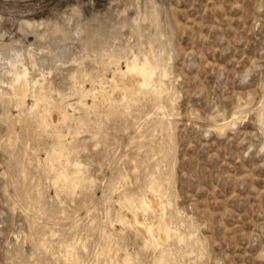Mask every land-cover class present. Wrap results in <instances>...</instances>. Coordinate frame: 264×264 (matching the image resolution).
Segmentation results:
<instances>
[{
	"label": "rangeland",
	"instance_id": "rangeland-1",
	"mask_svg": "<svg viewBox=\"0 0 264 264\" xmlns=\"http://www.w3.org/2000/svg\"><path fill=\"white\" fill-rule=\"evenodd\" d=\"M130 57L157 96L81 101ZM0 93V264H264V0H0Z\"/></svg>",
	"mask_w": 264,
	"mask_h": 264
},
{
	"label": "bare ground",
	"instance_id": "bare-ground-1",
	"mask_svg": "<svg viewBox=\"0 0 264 264\" xmlns=\"http://www.w3.org/2000/svg\"><path fill=\"white\" fill-rule=\"evenodd\" d=\"M115 59V58H114ZM110 60V58H109ZM126 63H125V68H122V67H116V69H114L111 77L108 79V83H110L111 85V89L113 91H118L119 94H120V100H117V99H114L111 95V93L103 86L100 85V87L96 88H92V89H89L87 91H82L81 93V101L82 100V96L85 95L86 93H89L92 97V105H102V106H107L108 104H115V103H123L122 100L126 99L128 96H129V93L132 92V93H138V92H141V90L143 88H150V90L156 94V96L158 95L160 89H159V84L161 83L158 78L155 77V75L158 73V66L152 61L150 60L149 58L147 57H144L143 59H137L135 57H130V58H127L126 59ZM115 61V60H114ZM113 61V62H114ZM117 61V59H116ZM117 64V63H116ZM161 70V69H160ZM100 72V71H99ZM161 75L165 76L166 75V72L165 71H160ZM159 73V74H160ZM159 76V75H158ZM73 77V76H72ZM108 77V76H107ZM160 77V76H159ZM13 79H14V84L16 85V87L23 93L25 94L26 91H27V88H28V85L30 83L29 79L27 78V68L22 65V68L18 69V68H15L13 70ZM162 79V78H161ZM76 81V79H75ZM163 81V80H162ZM33 82V85H34V89L36 88L37 90V87H35L36 83H38V79H35L32 81ZM77 82V81H76ZM90 82V81H89ZM95 82V81H94ZM94 82H91L94 83ZM101 82V81H100ZM40 84V83H39ZM44 84V83H43ZM43 84L41 85V87H43ZM102 84V83H101ZM94 85V84H93ZM161 85H164V84H160ZM83 87V86H82ZM30 89V88H29ZM33 89V88H32ZM44 89V88H43ZM167 89V88H166ZM16 90V89H14ZM31 90V89H30ZM164 90V88L162 89ZM80 91V90H79ZM117 92V93H118ZM151 92V93H152ZM35 93V92H34ZM39 95L40 96H44V91L42 90H39ZM142 93V92H141ZM1 94V93H0ZM15 94V93H14ZM17 94V93H16ZM15 94V95H16ZM79 95V94H78ZM151 95V94H149ZM170 95V94H169ZM38 97V96H37ZM132 97V96H131ZM167 97H170V96H167ZM155 98V97H154ZM119 99V98H118ZM159 99V98H158ZM173 99V98H172ZM170 99V100H172ZM46 100V99H45ZM157 100V98H156ZM160 100V99H159ZM158 100V101H159ZM169 100V99H168ZM126 101V100H125ZM155 101V99H154ZM37 102V101H35ZM171 102V101H170ZM49 103V102H48ZM84 103V102H83ZM161 103V102H160ZM160 103H158L160 105ZM47 104V102H46ZM56 104V103H54ZM124 104V103H123ZM169 104V103H168ZM36 105V104H35ZM44 106V105H43ZM87 106V104H86ZM101 106V108H103ZM164 106V104L162 105ZM33 107V106H32ZM88 107V106H87ZM155 107V105H154ZM58 108V107H56ZM156 108V107H155ZM159 108V106H158ZM173 108V107H172ZM60 109V108H58ZM46 107H45V111H46ZM156 110V109H155ZM160 110V109H159ZM170 110V109H169ZM172 110V109H171ZM59 111V110H58ZM104 111V110H103ZM113 111V110H112ZM158 111V110H157ZM165 110H163L164 112ZM41 112H42V108H41ZM61 114L64 115V112L62 109H60ZM106 112V111H104ZM160 112H162L160 110ZM158 113V112H156ZM165 113V112H164ZM38 114V113H37ZM43 114V113H42ZM71 115V114H70ZM159 115V114H157ZM51 116V115H50ZM65 116V115H64ZM39 117V116H38ZM158 117V116H157ZM156 117V118H157ZM74 119V118H73ZM160 119V117H159ZM168 120V119H167ZM158 121V120H157ZM45 122V121H44ZM53 122V123H52ZM51 123L54 124V121H52ZM46 123V122H45ZM60 123V122H59ZM168 123V122H167ZM44 127V126H43ZM169 127V126H168ZM55 134V133H54ZM62 135V134H61ZM55 137H58V142L56 143V145H54L55 147H53L52 149V153L50 155V160L52 163H54L55 159H57V157L59 156L61 150H62V146H63V143H62V140H60V137L62 138V136H60V133H57V136ZM8 139V138H7ZM55 143V142H54ZM53 145V144H52ZM52 148V147H51ZM49 151V150H48ZM47 151V152H48ZM169 152V151H168ZM50 153V152H49ZM48 154V153H47ZM66 154V153H65ZM163 157V156H161ZM49 159V158H48ZM162 159V158H161ZM160 160V159H159ZM57 161V160H56ZM55 161V163H56ZM59 162V161H58ZM58 164V163H57ZM64 164V163H63ZM63 166V165H61ZM50 167V165H49ZM59 167V166H58ZM57 167V168H58ZM61 168H59V170L57 171V174H56V180L57 181H62V182H67L68 186L69 187H75L76 185H79L81 183H83L84 181V177L81 175V173L79 172H76L72 175H68L64 170H60ZM63 169V168H62ZM65 169V168H64ZM51 170V169H50ZM55 170V169H54ZM57 170V169H56ZM159 178V177H158ZM153 181V179H152ZM152 188H154L155 190H157L158 192H160V188H161V185L159 183L158 180H154L151 185H150ZM161 194V193H160ZM159 194V195H160ZM158 195V194H157ZM160 197V196H159ZM124 198H125V203L127 204V207H133V206H137L139 208H141L143 210V212L147 211V210H150L151 208V205L149 203V201L147 200V198L144 196V195H139L138 197H133V196H127V195H124ZM136 201V203H134ZM155 202V201H154ZM161 203V202H158V204ZM125 207V206H124ZM158 209V208H157ZM131 210V209H130ZM142 210H140L142 212ZM140 212V213H141ZM148 212V211H147ZM161 212V211H160ZM164 212V211H163ZM132 213V212H131ZM134 214V213H133ZM143 214V213H142ZM164 215V213H163ZM134 216V215H133ZM147 216V215H146ZM165 216V215H164ZM162 218V216H161ZM140 219V218H139ZM165 219V218H163ZM161 219V220H163ZM135 220V219H134ZM149 222V221H148ZM139 223V222H138ZM147 223V222H146ZM142 224V223H140ZM144 224V222H143ZM163 224V223H162ZM167 225H169L167 223ZM167 225H164V226H161L162 227V230H161V236L159 238H162L163 236H168V231H169V226ZM144 226V225H142ZM146 229H147V232L146 233H151L152 232V229L154 226L152 224H146ZM144 226V227H145ZM141 228V226H138ZM143 227V228H144ZM158 227V226H157ZM171 228V227H170ZM159 229V228H158ZM178 229V228H177ZM173 230V229H171ZM143 231V230H142ZM158 231V230H156ZM160 231V230H159ZM182 231V230H181ZM177 232H179L177 230ZM144 233V232H143ZM173 233V231H172ZM191 233V232H190ZM159 234V233H158ZM171 234V233H170ZM189 234V232L187 233ZM155 235V234H154ZM152 236V234H151ZM153 237V236H152ZM178 237V236H177ZM184 237V236H183ZM165 239V237H163ZM181 238V237H180ZM179 238V239H180ZM153 239V238H152ZM176 239V238H175ZM178 239V240H179ZM107 240V239H106ZM166 240V239H165ZM194 240V238H193ZM181 241V240H180ZM156 242V241H155ZM184 241L182 240V243ZM198 242V241H197ZM158 243V242H157ZM194 243V242H193ZM161 244V242H160ZM188 244V243H187ZM187 244H184L187 245ZM107 245V244H106ZM179 246V245H178ZM102 248V247H101ZM161 248V247H160ZM112 249V248H111ZM166 249H169V248H166ZM180 249V248H179ZM178 249V250H179ZM65 250V249H64ZM69 250V249H68ZM161 250V254L160 256L158 255L157 257L158 258H154V260H152V264H170L172 262H168V259H167V256L166 254H164V249H159ZM67 251V250H66ZM65 251V252H66ZM199 251V250H198ZM174 252H177V251H174ZM188 252V251H187ZM192 252V251H191ZM108 253V252H107ZM172 253V251L170 252ZM189 254V253H188ZM191 254V253H190ZM70 255V254H69ZM173 256V254H171ZM187 255V254H186ZM199 256V255H198ZM201 256V255H200ZM66 257V256H65ZM68 257V256H67ZM71 257V256H70ZM64 258V257H63ZM182 258V257H181ZM187 258V257H186ZM77 259V258H76ZM115 259V258H114ZM177 259V258H176ZM175 259V260H176ZM188 259V258H187ZM200 259V258H199ZM70 260V259H69ZM181 260H179L180 262ZM68 262V260H67ZM74 262V261H73ZM77 262V261H76ZM174 262L176 261H173V264H175ZM72 263V262H71ZM128 264V263H127ZM130 264H132L130 262Z\"/></svg>",
	"mask_w": 264,
	"mask_h": 264
}]
</instances>
